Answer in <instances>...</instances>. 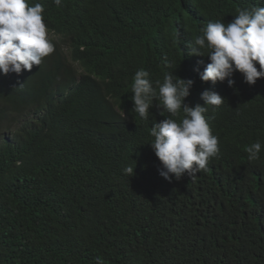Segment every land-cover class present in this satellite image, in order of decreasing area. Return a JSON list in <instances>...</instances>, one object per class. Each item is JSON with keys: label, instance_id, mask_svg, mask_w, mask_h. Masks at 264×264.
<instances>
[{"label": "trees", "instance_id": "trees-1", "mask_svg": "<svg viewBox=\"0 0 264 264\" xmlns=\"http://www.w3.org/2000/svg\"><path fill=\"white\" fill-rule=\"evenodd\" d=\"M28 2L44 5L55 50L0 73V264H264V148L245 151L264 145V78L203 82L208 57L185 48L264 0ZM140 69L193 80L190 106L206 89L225 98L205 113L220 146L207 171L159 174L150 132L169 114L132 110Z\"/></svg>", "mask_w": 264, "mask_h": 264}, {"label": "clouds", "instance_id": "clouds-1", "mask_svg": "<svg viewBox=\"0 0 264 264\" xmlns=\"http://www.w3.org/2000/svg\"><path fill=\"white\" fill-rule=\"evenodd\" d=\"M53 3L62 6V0H53ZM44 11L41 3L0 0V73L19 75L24 70L31 71L33 66H40L43 59L54 52L55 45L49 36ZM200 32L202 34L186 43L185 48L189 56L208 57L210 62L203 71L197 69L203 82L215 85L227 80L228 86L232 87L235 83L232 77L237 71L250 86L264 78V7L237 9L230 22L210 21ZM193 83V80L180 78L173 72L166 74L162 83L159 80L153 82L144 69L136 71L133 78L132 110L147 120L153 102L158 101L155 107L161 109L160 115L169 114L155 122L150 132L154 137L150 145L161 163L159 174L169 182L173 178L179 181L185 175L191 177L207 171L210 160L220 154L219 138L213 134L205 113L209 106L215 112L225 98L206 89L200 95L203 106H190L185 100ZM181 112V120L171 118L179 117ZM262 148L264 145L259 140L246 147L248 160H258ZM123 171L129 177L134 175L131 166ZM96 264H105V261L98 256Z\"/></svg>", "mask_w": 264, "mask_h": 264}]
</instances>
